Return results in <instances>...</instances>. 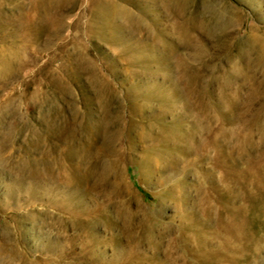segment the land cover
Instances as JSON below:
<instances>
[{
	"label": "rangeland",
	"instance_id": "obj_1",
	"mask_svg": "<svg viewBox=\"0 0 264 264\" xmlns=\"http://www.w3.org/2000/svg\"><path fill=\"white\" fill-rule=\"evenodd\" d=\"M0 264H264V0H0Z\"/></svg>",
	"mask_w": 264,
	"mask_h": 264
},
{
	"label": "bare ground",
	"instance_id": "obj_2",
	"mask_svg": "<svg viewBox=\"0 0 264 264\" xmlns=\"http://www.w3.org/2000/svg\"><path fill=\"white\" fill-rule=\"evenodd\" d=\"M83 193V192H82ZM111 234V233H110ZM124 239V238H123Z\"/></svg>",
	"mask_w": 264,
	"mask_h": 264
}]
</instances>
